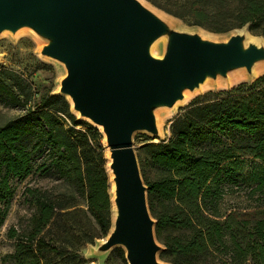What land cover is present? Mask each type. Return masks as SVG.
<instances>
[{
  "label": "trees",
  "instance_id": "obj_1",
  "mask_svg": "<svg viewBox=\"0 0 264 264\" xmlns=\"http://www.w3.org/2000/svg\"><path fill=\"white\" fill-rule=\"evenodd\" d=\"M148 1L191 26L218 34L247 26L264 37V0ZM9 80H0V102L21 114L0 127V228L12 180L55 176L66 193L26 186L30 217L7 233L15 264H54L109 234L102 134L78 121L63 96L36 99L28 81ZM209 96L188 104L168 141L143 147L155 235L170 264H264V207L236 203L241 192L248 202L264 191V75Z\"/></svg>",
  "mask_w": 264,
  "mask_h": 264
},
{
  "label": "water",
  "instance_id": "obj_2",
  "mask_svg": "<svg viewBox=\"0 0 264 264\" xmlns=\"http://www.w3.org/2000/svg\"><path fill=\"white\" fill-rule=\"evenodd\" d=\"M20 25L54 34L45 53L66 65L63 95L82 117L104 126L117 209L104 249L124 246L128 264H162L132 135L153 131L150 102L171 104L182 85L195 86L215 68L247 65L254 51H239L234 38L209 44L174 36L166 57L152 59L147 45L161 28L134 0H0V29Z\"/></svg>",
  "mask_w": 264,
  "mask_h": 264
},
{
  "label": "rangeland",
  "instance_id": "obj_3",
  "mask_svg": "<svg viewBox=\"0 0 264 264\" xmlns=\"http://www.w3.org/2000/svg\"><path fill=\"white\" fill-rule=\"evenodd\" d=\"M142 1L151 9L163 15L169 22L164 23L163 21H159L156 19L161 28L160 33H163L165 36L157 43L158 56H161V59L166 57V55L168 54L174 36L196 38V36L194 35L195 32L201 31L207 33L211 37V39L214 40L213 42H208L209 44H226L233 33H235L237 30L244 29L250 35L264 39L263 36L256 35L249 31L247 26L237 28L228 33L222 34L208 31L202 27L191 26L177 18H174L170 14L152 4L150 1ZM22 27H24V30L20 35H17L16 33L19 27L0 29V80L2 79L7 83H11L9 78L15 75L25 81H28L32 85L33 96L36 99L43 93L63 96L70 105L71 113L78 121L82 122L83 124L88 123L96 127L100 131V129L96 125L91 123V121L85 119L81 115H78L71 106L70 96L63 95L62 93V83L67 77L66 65L61 60L51 57L45 53V48L52 44L54 41V34L30 25H22ZM233 70L234 69H230L228 72L231 73ZM238 70L245 69L241 68ZM218 74L221 75V73ZM262 75H264V70L258 73L253 78L239 80L228 86L213 85L199 90H195L194 86L187 87L186 85H182L181 87H185L188 90L189 96L185 101L177 105H173L172 103L166 104L162 101L150 102L147 105V109L151 117L153 113H157L162 123L160 135H154L153 131L149 132L146 130H137L132 135V148L137 159L140 176L144 186L146 187L145 183L147 181L153 180L154 174L153 171L145 163V151L143 147L146 144H157L160 142L168 141L172 136V123L182 117L186 110V107L191 101L196 98L208 99L210 98V96H206L211 92L216 93L219 91L230 90L240 84L250 85ZM20 114L21 110L4 105L0 102V127L14 120ZM81 127L83 126L79 125L76 127V129H80ZM100 132L102 134L101 142L104 148L106 171L109 180L108 192L111 202L109 178L110 170L108 167L107 153L108 146L104 133L102 131ZM11 183L15 188V195L9 203L8 214L3 225L0 228V264H15L14 260L11 258V254L14 250L15 240L8 238L7 233L11 228H14L16 230L24 228L32 212V208L25 202V196H23L24 188L26 186L38 185L43 189H48L52 193H66L65 185L53 175L47 176L43 179H40L37 176H29L22 180L14 179L11 181ZM242 196L243 192L239 194V198L236 201L238 207L244 206V203H250L251 205H262L264 207V191H262L261 193H256L253 196V199L249 200L248 202H244L247 198L245 196ZM146 202L149 211L147 192ZM151 218L153 219L152 216ZM112 226L113 209L111 202L110 230ZM153 236L155 243L159 248L155 254L156 260L162 264H170L166 260V256L163 254L164 247L162 246L160 239L156 237L154 229ZM107 238L108 235L102 239L95 240L92 244H87L82 247L75 248L72 251L74 253V257H70L69 259L63 258L60 260L55 259L54 264H128L125 256L126 250L124 246L116 245L108 250L104 249V243Z\"/></svg>",
  "mask_w": 264,
  "mask_h": 264
},
{
  "label": "bare ground",
  "instance_id": "obj_4",
  "mask_svg": "<svg viewBox=\"0 0 264 264\" xmlns=\"http://www.w3.org/2000/svg\"><path fill=\"white\" fill-rule=\"evenodd\" d=\"M141 8H143L149 15H151L153 18L163 21L164 23L168 22V20L158 13L157 11L151 9L148 5H146L142 0H134ZM169 23V22H168ZM17 30V35H20L24 27L22 25L18 26ZM197 38V40L200 43H208V42H213L214 40L211 39V37L204 32H195L194 34ZM165 36L163 33H160L156 37H154L147 45V54L150 58L159 60L161 59V56H158V51H157V43L163 39ZM236 39L237 40V49L239 51H244L247 49H251L254 51V58L247 64L243 66H232L228 67L224 70H220L219 68H215L213 73H204L203 79L198 82L195 86V90L199 89H204L207 88L208 86H228L231 85L239 80H243L246 78H253L255 77L258 73L262 72L264 70V39L254 37L250 35L246 30L240 29L237 30L235 33H233L230 36V39ZM245 69V70H238V69ZM230 69H234L231 73L228 71ZM218 73H221L219 75ZM230 74V75H229ZM229 75V76H227ZM212 76V77H211ZM227 76V77H226ZM179 97L173 101V105H177L183 101H185L188 96V90L185 87H180L179 88ZM71 98V97H70ZM71 106L74 109V102L73 99L71 98ZM75 112L79 114L77 110ZM85 119L89 120L88 118L84 117ZM152 124H153V133L154 135L159 136L161 133V127L162 123L161 120L158 117V114L153 113L152 114ZM96 126L104 133V126L103 125H97ZM106 139V136H105ZM108 153V167L110 170V196H111V202H112V209H113V223L117 217V209L115 205V182H114V170L112 168V158H111V151L108 148L107 149Z\"/></svg>",
  "mask_w": 264,
  "mask_h": 264
}]
</instances>
